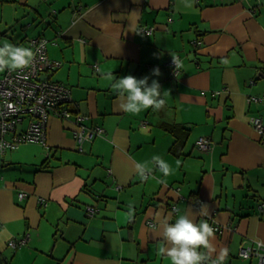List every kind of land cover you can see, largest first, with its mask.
Here are the masks:
<instances>
[{
	"label": "crops",
	"instance_id": "1",
	"mask_svg": "<svg viewBox=\"0 0 264 264\" xmlns=\"http://www.w3.org/2000/svg\"><path fill=\"white\" fill-rule=\"evenodd\" d=\"M39 36L61 63L49 79L65 84L69 108L104 134L79 152L77 127L50 115L46 147L26 143L0 154L7 264H171L158 252L162 225L183 213L220 227L213 257L227 249L223 264H258L238 248L264 244V133L251 125L264 120V0H195L190 9L183 0H0V46L28 47L25 40ZM175 55L181 69L172 78L166 63ZM111 72L157 80L164 107L125 113ZM199 137L211 140L210 152L198 149ZM153 155L172 174L153 166L142 180L135 165ZM26 234L25 245L8 246Z\"/></svg>",
	"mask_w": 264,
	"mask_h": 264
},
{
	"label": "built area",
	"instance_id": "2",
	"mask_svg": "<svg viewBox=\"0 0 264 264\" xmlns=\"http://www.w3.org/2000/svg\"><path fill=\"white\" fill-rule=\"evenodd\" d=\"M139 30L145 34H151L154 28L140 27ZM27 46L34 49L39 47V52L30 68L18 72L4 71L0 77V154L6 151L16 150L20 145L26 143L41 144L46 147V125L50 115L64 120H71L77 127L73 132L79 152L84 151V143L92 137L102 136L104 129L100 126L88 127L85 122L87 116L73 112L69 106L73 103L70 89L63 83L45 79L57 69L61 63L53 61L48 57L46 45L48 40L43 37L27 38ZM197 45L199 42L196 43ZM177 62L175 67L173 59ZM168 60L166 67L169 75L176 78L180 72L181 58L175 55ZM249 101H259L258 98L250 97ZM74 104V103H73ZM26 120L25 128L17 132V126ZM251 125L258 134L264 133V120L261 117L251 119ZM198 149L202 152L212 150V142L207 137H199L196 141ZM19 200L25 198L24 193L18 194ZM41 204L46 205L43 201ZM176 213L177 208L171 207ZM259 213H264V203L258 206ZM96 209L92 206L86 207L88 216H93ZM215 232H221L219 226L213 225ZM28 234L19 238L11 239L8 246L12 249L25 245ZM238 256L242 259L256 257L258 264H264V244L261 242L242 243L238 248Z\"/></svg>",
	"mask_w": 264,
	"mask_h": 264
},
{
	"label": "clouds",
	"instance_id": "3",
	"mask_svg": "<svg viewBox=\"0 0 264 264\" xmlns=\"http://www.w3.org/2000/svg\"><path fill=\"white\" fill-rule=\"evenodd\" d=\"M186 8H192L195 0H183ZM39 52V47H25L11 42H4L0 46V72H18L32 66ZM173 59V58H172ZM175 67L177 62L173 59ZM153 76H159L158 68L152 70ZM111 81V87L122 100L120 105L125 113L138 114L143 110L152 108L160 110L165 105L161 85L155 79L149 84V77L136 78L125 75L117 78L113 73L107 74ZM153 166L157 167L163 176L172 174V166L161 156L153 155L151 161H144L135 165L136 174L142 180H148L153 172ZM206 206V205H205ZM134 215V210L128 212L129 219ZM163 228V243L158 252L170 259L171 264H223L227 258L228 250L222 249L213 257L215 251L212 244L215 229L206 221L197 222L192 213L179 214L174 223L165 221Z\"/></svg>",
	"mask_w": 264,
	"mask_h": 264
},
{
	"label": "water",
	"instance_id": "4",
	"mask_svg": "<svg viewBox=\"0 0 264 264\" xmlns=\"http://www.w3.org/2000/svg\"><path fill=\"white\" fill-rule=\"evenodd\" d=\"M45 79H48L49 76L45 75L43 76ZM8 263V259L6 258L5 255L0 254V264H7Z\"/></svg>",
	"mask_w": 264,
	"mask_h": 264
},
{
	"label": "rangeland",
	"instance_id": "5",
	"mask_svg": "<svg viewBox=\"0 0 264 264\" xmlns=\"http://www.w3.org/2000/svg\"><path fill=\"white\" fill-rule=\"evenodd\" d=\"M3 74H4V72L2 73V75H3ZM2 75H1V76H2ZM1 76H0V77H1Z\"/></svg>",
	"mask_w": 264,
	"mask_h": 264
}]
</instances>
